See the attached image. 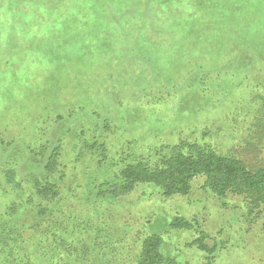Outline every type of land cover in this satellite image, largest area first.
Segmentation results:
<instances>
[{
	"label": "rangeland",
	"instance_id": "obj_1",
	"mask_svg": "<svg viewBox=\"0 0 264 264\" xmlns=\"http://www.w3.org/2000/svg\"><path fill=\"white\" fill-rule=\"evenodd\" d=\"M251 40L264 50V0H0L1 220L22 219L29 181L46 176L41 153L58 145L48 179L59 196L42 202L53 222L40 230L75 234L47 246L54 264H135L158 216L197 221L216 244L214 264H264V207L248 215L240 197L219 200L201 178L187 196L146 184L98 193L124 164L180 141L264 168V65L230 62ZM162 236L178 264H205L189 245L197 232Z\"/></svg>",
	"mask_w": 264,
	"mask_h": 264
},
{
	"label": "trees",
	"instance_id": "obj_2",
	"mask_svg": "<svg viewBox=\"0 0 264 264\" xmlns=\"http://www.w3.org/2000/svg\"><path fill=\"white\" fill-rule=\"evenodd\" d=\"M244 45L245 48L238 47L242 54L240 57L236 54V60L234 58L233 61L250 67L258 64L264 65V50L256 49L252 40ZM246 54L249 58L245 56ZM70 117L68 112L66 117L63 116V120L70 121ZM83 144L91 151L97 142L89 143L84 140ZM99 147L104 153L103 145ZM44 149L46 150L41 153L44 160L41 170L46 173V176L44 178L33 176L29 181L32 193H24L26 194L25 203L29 206L21 211L22 219L9 217L2 221L0 218V237L6 234L8 243L0 245V264H32L38 259L47 260L46 264H54L50 259L52 251L47 252V246L53 243L56 248L59 243L56 240L58 236L68 239L70 235L75 234L71 230L68 234L64 229L52 231L50 227H47L43 230L44 237L40 230L41 227L46 224L50 226L53 222L52 209L43 206L42 202L52 201L59 196L56 184L48 177L54 175L59 169L60 148L58 145L54 147L50 145ZM7 175L9 180L13 181L15 171L10 169ZM196 178L203 180L202 189L209 191L219 200L225 201L229 195L240 197L248 215L258 214L264 207V168L250 170L241 159L221 155L210 144L186 141L160 148L152 161L140 158L124 164L113 173L107 188L99 190L98 193L118 198L131 193L137 185L146 184L157 187L164 198L187 196ZM18 194L21 196V193ZM31 198L39 200V203L34 201L28 203L27 200ZM12 212L16 211L13 209ZM60 217L65 218L64 215ZM10 230L17 235V238ZM169 230L197 232V237L189 245L203 252L206 256L205 264H214L213 253L217 248L216 244L211 246L207 244L208 237L197 221H190L182 216H174L169 220L158 216L153 221L151 229L140 241L135 264H178L176 259L170 255L171 253L163 248L162 232Z\"/></svg>",
	"mask_w": 264,
	"mask_h": 264
},
{
	"label": "crops",
	"instance_id": "obj_3",
	"mask_svg": "<svg viewBox=\"0 0 264 264\" xmlns=\"http://www.w3.org/2000/svg\"><path fill=\"white\" fill-rule=\"evenodd\" d=\"M232 48H233V46H232ZM232 48H230V49H227L228 51H230V52H228L227 53V55L229 56L230 54H234V51L232 52ZM244 53V52H243ZM241 54H242V51L241 52H239V54H238V56L240 57L241 56ZM233 63H236V64H239V65H241L242 63L240 62V63H238V62H235V61H232ZM133 97H134V95H132Z\"/></svg>",
	"mask_w": 264,
	"mask_h": 264
}]
</instances>
